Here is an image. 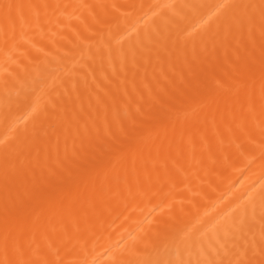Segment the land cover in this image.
<instances>
[{
	"label": "bare ground",
	"instance_id": "1",
	"mask_svg": "<svg viewBox=\"0 0 264 264\" xmlns=\"http://www.w3.org/2000/svg\"><path fill=\"white\" fill-rule=\"evenodd\" d=\"M0 264H264V0H0Z\"/></svg>",
	"mask_w": 264,
	"mask_h": 264
}]
</instances>
